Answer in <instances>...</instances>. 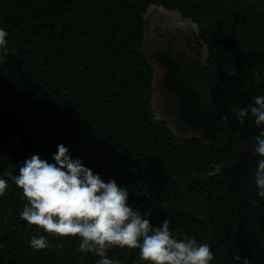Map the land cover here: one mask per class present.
Instances as JSON below:
<instances>
[{"label":"trees","instance_id":"16d2710c","mask_svg":"<svg viewBox=\"0 0 264 264\" xmlns=\"http://www.w3.org/2000/svg\"><path fill=\"white\" fill-rule=\"evenodd\" d=\"M151 6L197 26L195 58L145 55ZM0 27L8 33V53L0 54V174H16L32 154L51 161L64 144L94 173L127 187L134 209L152 207L150 223L168 218L173 233L207 243L210 264L245 257L256 264L248 229L264 264V198L256 195L251 153L260 129L233 111L264 96V0H0ZM151 61L165 69L181 123L199 136L178 138L155 118ZM26 203L9 182L0 197V264H96L97 256L78 251L77 238L22 220ZM41 234L50 246L30 247ZM137 253L108 250L119 264Z\"/></svg>","mask_w":264,"mask_h":264},{"label":"clouds","instance_id":"9594fccd","mask_svg":"<svg viewBox=\"0 0 264 264\" xmlns=\"http://www.w3.org/2000/svg\"><path fill=\"white\" fill-rule=\"evenodd\" d=\"M7 36L0 27V54L8 53ZM233 111L239 123L250 116V122L260 129L251 148L258 157L252 179L256 195L264 198V96L256 95L251 104ZM9 182L22 191L27 201L19 213L22 220L44 233L77 238L78 251L97 256L96 264H119L108 255L114 246L138 249L141 264H210L213 259L207 243L173 233L168 218L159 225L150 223V211L141 213L128 203L127 187L94 173L79 157H72L64 144L56 145L51 161L32 154L23 160L16 174H0V197ZM28 244L37 250L50 246L43 234L32 235ZM241 264H249L248 259L243 258Z\"/></svg>","mask_w":264,"mask_h":264},{"label":"rangeland","instance_id":"374dc122","mask_svg":"<svg viewBox=\"0 0 264 264\" xmlns=\"http://www.w3.org/2000/svg\"><path fill=\"white\" fill-rule=\"evenodd\" d=\"M173 18L161 15L156 9H153L151 13H146V18H144V52L149 59L158 51H168L172 57L180 56L185 59L196 57L193 49L196 47V42H200L197 26L191 23L190 20L181 18L178 14L177 20ZM188 39L191 41L190 46L187 44ZM200 49L202 50V47ZM151 63L154 77L151 104L155 118L164 120L168 128L178 138L199 136L195 131L181 123L179 105L164 86V67L155 61H151ZM146 210L151 212L152 207L143 209L140 212L143 213Z\"/></svg>","mask_w":264,"mask_h":264},{"label":"water","instance_id":"95a60500","mask_svg":"<svg viewBox=\"0 0 264 264\" xmlns=\"http://www.w3.org/2000/svg\"><path fill=\"white\" fill-rule=\"evenodd\" d=\"M248 232H249L251 238L253 239V241L255 242L257 248H258V256H257V263L256 264H263L262 263V247H261L260 243L255 239L252 231L250 229H248ZM137 257H138V253H137L136 257L134 258V260L131 262V264H141V262L138 261Z\"/></svg>","mask_w":264,"mask_h":264},{"label":"bare ground","instance_id":"6f19581e","mask_svg":"<svg viewBox=\"0 0 264 264\" xmlns=\"http://www.w3.org/2000/svg\"><path fill=\"white\" fill-rule=\"evenodd\" d=\"M153 9L158 10L159 13H160L161 15L163 14V15L168 16V17H174L173 19L176 18V20H177V14L179 15L178 12H169V11L163 9L162 7H155V6H151V7H149V9H148V11H147V14H148V13H151V12L153 11ZM175 16H176V17H175ZM144 18H146V15H145ZM186 20H187V19H186ZM188 21H189V20H188ZM194 29H195V28H194Z\"/></svg>","mask_w":264,"mask_h":264}]
</instances>
